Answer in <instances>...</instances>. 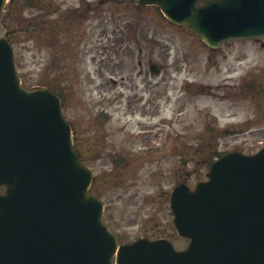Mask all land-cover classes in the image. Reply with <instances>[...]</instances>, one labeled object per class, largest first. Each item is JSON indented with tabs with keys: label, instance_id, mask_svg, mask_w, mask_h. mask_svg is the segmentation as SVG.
<instances>
[{
	"label": "rangeland",
	"instance_id": "rangeland-1",
	"mask_svg": "<svg viewBox=\"0 0 264 264\" xmlns=\"http://www.w3.org/2000/svg\"><path fill=\"white\" fill-rule=\"evenodd\" d=\"M105 1L8 0L0 37L13 47L25 89L48 86L60 94L95 178L91 192L111 204L110 227L123 240L146 234L177 242L164 195L178 182L194 183L202 171L198 144H264V37L209 53L154 7ZM66 8L77 12L63 20L72 35L52 37V22ZM150 61L160 75L149 74ZM116 154L127 158L118 171L108 160Z\"/></svg>",
	"mask_w": 264,
	"mask_h": 264
},
{
	"label": "water",
	"instance_id": "water-1",
	"mask_svg": "<svg viewBox=\"0 0 264 264\" xmlns=\"http://www.w3.org/2000/svg\"><path fill=\"white\" fill-rule=\"evenodd\" d=\"M134 1L156 5L211 48L264 36V0ZM207 176L193 192L179 184L170 195L186 250L165 239L117 248L88 193L91 172L79 162L59 98L20 86L12 48L0 38V264H264V149L227 153Z\"/></svg>",
	"mask_w": 264,
	"mask_h": 264
},
{
	"label": "flooded vegetation",
	"instance_id": "flooded-vegetation-1",
	"mask_svg": "<svg viewBox=\"0 0 264 264\" xmlns=\"http://www.w3.org/2000/svg\"><path fill=\"white\" fill-rule=\"evenodd\" d=\"M130 2V1H129ZM87 5H89V6H91V3L89 2V3H87ZM75 13H77V12H72V13H69L68 15H67V17H72L71 15H74ZM208 51H209V53H215V52H217L218 50H210V49H208ZM210 57V56H209ZM210 59V58H209ZM114 83H115V81H113ZM233 101V100H232ZM231 100H230V102H232ZM230 119H235V117L232 115V116H230ZM236 126L234 125V124H231L230 126H227L226 128H224V132H226V131H228V129L229 128H235ZM237 129H235L234 130V132L235 133H237ZM198 148V152L200 153V155H201V158L198 160V163H199V165H201V167H202V171H200V173H199V175L197 176V177H195L194 176V178L193 179H196V181H199V180H204V178H205V174H206V171H207V169L209 168V166L220 156V155H222V154H224V153H226V152H228V151H232V150H240L241 152H243L244 154H247V155H249V154H252L256 149H258V146L255 144V146H254V144L253 145H251L250 147H251V149H249V150H245L244 148H241L240 146H236V147H230V148H222V149H216L215 147H214V145H203V146H197ZM118 148H119V151H121V150H123V146H118ZM189 160H190V162H192V163H194V152H193V154H192V157L191 158H189ZM3 193V189L2 188H0V194H2ZM101 199H102V197H100ZM110 206H111V204L110 203H106V202H104V208H105V211L107 212L108 210H109V208H110ZM138 211V210H137ZM105 215H106V213H105ZM107 222H108V224L110 223L108 220H106ZM142 222H140V224H141ZM142 225H140V227H141ZM118 233V232H117ZM119 235H117L116 234V236H117V238H118V243L119 244H127V243H130V242H132V241H134V240H136V239H138V238H147V239H149V240H156V239H159V238H161V237H163V236H160V235H158V236H155V235H153V236H151V235H142V236H140V237H136V238H134V239H131V240H129V239H127V240H122L123 242H121L120 240H119V237H120V239H121V237H123L122 236V234H120V233H118ZM119 236V237H118ZM174 243V248L176 249V250H183V249H185L186 248V246L188 245V242H187V240H178L177 242H173Z\"/></svg>",
	"mask_w": 264,
	"mask_h": 264
}]
</instances>
